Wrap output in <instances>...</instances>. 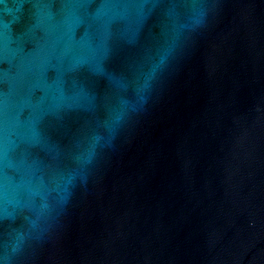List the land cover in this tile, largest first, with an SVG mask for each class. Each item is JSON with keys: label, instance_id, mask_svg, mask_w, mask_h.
Here are the masks:
<instances>
[{"label": "water", "instance_id": "water-1", "mask_svg": "<svg viewBox=\"0 0 264 264\" xmlns=\"http://www.w3.org/2000/svg\"><path fill=\"white\" fill-rule=\"evenodd\" d=\"M264 212V0H0V264H228Z\"/></svg>", "mask_w": 264, "mask_h": 264}]
</instances>
